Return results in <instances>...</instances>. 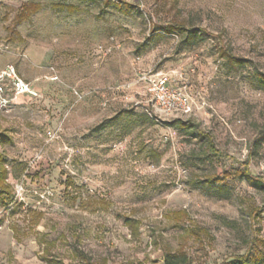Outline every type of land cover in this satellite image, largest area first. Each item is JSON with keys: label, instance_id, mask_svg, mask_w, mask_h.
<instances>
[{"label": "rangeland", "instance_id": "374dc122", "mask_svg": "<svg viewBox=\"0 0 264 264\" xmlns=\"http://www.w3.org/2000/svg\"><path fill=\"white\" fill-rule=\"evenodd\" d=\"M111 1L133 7L0 0V72L12 65L32 85L0 91L14 191L0 206V264H165L166 251L221 264L264 251L253 242L264 186L238 175L249 160L264 178V0ZM26 2L42 9L16 25ZM160 72L190 95L188 112L155 111L146 78Z\"/></svg>", "mask_w": 264, "mask_h": 264}, {"label": "trees", "instance_id": "16d2710c", "mask_svg": "<svg viewBox=\"0 0 264 264\" xmlns=\"http://www.w3.org/2000/svg\"><path fill=\"white\" fill-rule=\"evenodd\" d=\"M111 5H116L123 12H129L133 7L131 3L126 1H121L120 3H113L111 0H104L103 7H109ZM54 9L65 10L69 13H76L81 11V8L77 5L73 4H54ZM42 9V4L40 2H26L22 4L19 12L15 16V23L20 24L27 20L30 16L39 12ZM179 30L187 31V26L185 24H180L176 26ZM188 32V31H187ZM13 40L21 39V35L19 32H15L14 35L11 36ZM258 83V87L264 89V73L257 71L255 75ZM196 132L205 138V142L207 148L211 154H218L219 150L216 148V144L213 136L200 129L198 126H195ZM11 137L8 133L0 130V146L4 145L8 141H10ZM249 160L240 162V166L242 169L238 171V175L245 178L247 181L251 182L257 186H264V178L261 176L255 175L250 169ZM14 202V191L13 186L9 182V169L7 166V161L0 152V206L9 207ZM175 214L180 215V212H176ZM193 233H196L195 230H192ZM258 245H262L264 247V239L259 238L253 240ZM165 264H183L186 262V255L180 253H174L170 251H166L164 256ZM53 264H66L60 260H55ZM69 264V263H67ZM221 264H264V251L260 250L258 253H254L252 249H248L244 254L236 255L229 260L224 261Z\"/></svg>", "mask_w": 264, "mask_h": 264}, {"label": "built area", "instance_id": "2783aa9c", "mask_svg": "<svg viewBox=\"0 0 264 264\" xmlns=\"http://www.w3.org/2000/svg\"><path fill=\"white\" fill-rule=\"evenodd\" d=\"M6 80L11 81L12 90L16 95L32 90V85L24 81L12 65H8L0 72V91H3L2 83ZM146 80L148 81L147 92L159 115H179L190 110L192 103L190 95L183 88L174 87L168 75L160 72Z\"/></svg>", "mask_w": 264, "mask_h": 264}]
</instances>
